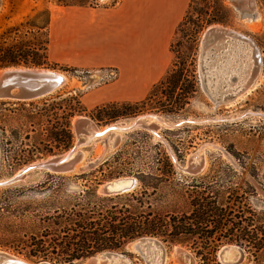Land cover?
Listing matches in <instances>:
<instances>
[{"label": "rangeland", "instance_id": "1", "mask_svg": "<svg viewBox=\"0 0 264 264\" xmlns=\"http://www.w3.org/2000/svg\"><path fill=\"white\" fill-rule=\"evenodd\" d=\"M115 1L118 0H2L0 56L7 49L16 47L27 54L26 60L29 63L39 64L7 67L53 70L65 74L68 83L41 99L0 100V182L18 176L34 163L68 151L77 140L73 122L80 117L92 120L103 129L117 122H128L139 115L158 114L167 124L160 125L158 136L143 129L127 133L111 132L97 143L80 147L79 150L84 155L77 171L68 175H56L67 177L62 182V193L59 196L66 198L76 195L87 189V186L96 187L97 194L101 195L99 188L111 179L136 178L137 171L157 170L160 168L156 163L157 155L165 154L177 173L175 182L182 183L181 187L185 191L191 189L189 185L195 184L202 187L212 185L215 189L231 188L235 190V194L230 206L235 209L250 206L263 224L264 0H190L171 45L172 65L170 64L169 70L173 68V64L186 63V67L195 72L197 88L189 104L177 115L158 112L156 103L142 105L139 102L108 104L87 111L83 96L115 81L117 76L116 79L104 80L102 78L105 71L56 67L50 62L48 23L55 13L70 6H109ZM248 21L255 22L256 28L252 29ZM214 26L249 39L261 58L259 78L254 74L239 96L238 91L232 92L230 87H236L237 74L245 64L241 60L248 43L227 36L208 39L212 43L206 46L202 56L203 35ZM230 58L235 60L233 72L228 74L226 70L225 76L219 75L221 66L218 64ZM201 60L210 92L225 99L224 103L216 104L202 91L199 80ZM7 67L0 68V71ZM160 96L159 94L158 97ZM69 124L71 140L66 139ZM115 135L119 136L116 145L113 141ZM196 154L205 160L203 171L197 175L182 172L180 167H186ZM83 173H92L93 177L88 181L74 178ZM51 175L55 174L33 171L13 185L0 187V251L33 263L58 264L56 261L30 258L29 249L24 248L21 243H12L15 238L26 239L24 235L29 231L32 221L20 215L21 208L35 206L45 199L39 189L48 182ZM139 184L136 190H139ZM159 195L171 200L168 188L161 189ZM27 215L32 218L31 214ZM130 243L120 250H106L93 256L107 252L119 253L129 256L133 264H144L140 256L128 248ZM164 245L168 253L166 264H181L178 256H175L176 247L190 253L195 264H222L218 257L221 250L227 246H236L221 245L214 255L209 256L210 260L204 263L195 257L190 247ZM243 252L242 264H264V250L259 254L245 250ZM87 259L75 264H86ZM104 264L114 263L109 261Z\"/></svg>", "mask_w": 264, "mask_h": 264}, {"label": "trees", "instance_id": "2", "mask_svg": "<svg viewBox=\"0 0 264 264\" xmlns=\"http://www.w3.org/2000/svg\"><path fill=\"white\" fill-rule=\"evenodd\" d=\"M26 58L27 54L20 49L9 48L0 56V68L39 65L29 63ZM194 73L184 62L173 64L139 103H156L158 112L179 114L196 92ZM67 128L66 139L71 140L70 124ZM157 156L160 168L135 172L139 190L123 195H98L96 187L87 186L76 195L61 198L62 182L67 177L49 176L48 182L39 189L45 199L35 206L21 208L20 215L32 221L24 235L26 239L15 238L12 243L23 244L29 249L30 258L58 264H75L98 252L120 250L130 242L147 237L169 246L190 247L195 257L204 263L223 244H235L255 254L264 250V223L261 224L250 206L245 209L230 206L235 190L195 184L185 191L182 183L175 182L177 173L169 157ZM90 177L92 173L74 176L87 181ZM163 188H168L171 200L159 195Z\"/></svg>", "mask_w": 264, "mask_h": 264}, {"label": "crops", "instance_id": "3", "mask_svg": "<svg viewBox=\"0 0 264 264\" xmlns=\"http://www.w3.org/2000/svg\"><path fill=\"white\" fill-rule=\"evenodd\" d=\"M189 2L118 0L65 8L49 21V60L56 67L117 72L115 81L83 96L87 111L140 102L172 65L171 45Z\"/></svg>", "mask_w": 264, "mask_h": 264}, {"label": "water", "instance_id": "4", "mask_svg": "<svg viewBox=\"0 0 264 264\" xmlns=\"http://www.w3.org/2000/svg\"><path fill=\"white\" fill-rule=\"evenodd\" d=\"M99 1H104V0H99ZM219 31L220 30L218 29L212 28L206 32L204 42H202V52H201L202 56L207 46L206 44H207L208 38H212V36L215 37L217 35L232 37V39H235L237 37V34L233 31L222 30L223 31L221 32L222 34H219L218 33ZM12 69H15V70H12ZM204 69L205 67L203 66V61L201 60L199 80H200V87L202 91L216 104H222L223 102L222 99L220 97L213 96L212 93L210 92L209 85L206 82L207 78L205 77ZM3 70H8V71H6L0 77V98L8 97L10 90L12 88L17 87V88H20V91L22 92H20V94L17 97H15L16 99L15 101L32 100L31 99L33 98L32 95H35V92L43 88V86H41V82H39L38 79H36V77L40 75L38 73V70H41V69H37V68L32 69V68H26V67L21 69L18 67H7ZM25 85H27L28 87L34 90L27 88V86ZM85 118L86 117H80L76 121L74 130L77 135H81L85 131V124H86ZM160 128L161 127L156 124H152V125L148 124L147 121H142L140 122V125H139V129L146 130L150 132L151 134H153L154 136H155L154 132L159 133ZM76 146H79V148L83 146L85 147L83 143V139L79 138L78 140H76L74 145L68 151H66L70 153L69 156L65 157V154H61L58 156H52V158L49 160L40 161L36 163L35 165L28 167L20 175L14 178H11L9 181L5 183H1L0 187H7L10 185H13L16 182L23 180L25 177H27L29 173L33 171H45L47 173H51L55 175H68V174L74 173L75 171H77L79 162L82 158V154L79 148H77V150L75 149ZM204 164H205V160L203 157L198 162L196 161V158L192 156L188 162V165L186 167H180V170L187 174L197 175L203 171ZM122 181H130V183L123 184ZM137 188H138V180L135 177H121V178L111 179L110 181L104 183L103 185H101L98 192L99 194L103 196L110 197V196L132 193ZM130 244H133L132 251H134L138 256H140L144 264H151V261L149 260V254H150V246L152 244L156 245L157 247L163 250V260H164V257L168 254L164 243L156 238H151V237L140 238V239H137L131 242ZM235 247L241 255L240 260L236 264H242L244 262L243 249L240 248L239 246H235ZM7 254L8 252L0 251V264H25L23 262L22 263L19 262L18 260L14 258H10ZM121 256L127 257L128 259H130L129 256L127 255L121 254ZM97 261H98L97 256H93L87 259L86 264H97ZM31 264H50V263L31 262ZM191 264H194V258L191 259Z\"/></svg>", "mask_w": 264, "mask_h": 264}, {"label": "bare ground", "instance_id": "5", "mask_svg": "<svg viewBox=\"0 0 264 264\" xmlns=\"http://www.w3.org/2000/svg\"><path fill=\"white\" fill-rule=\"evenodd\" d=\"M1 3H2V0H0V7H1ZM248 24H249V26L252 29L256 28L255 25H254L255 22L253 23L251 21H248ZM212 28L220 30L218 32L219 34H222L221 33V32H223L222 30H227V29H223L222 27H218V26L211 27L210 29H212ZM227 31H229V30H227ZM206 32L203 35L202 42H204V38L206 36ZM219 36H221V35H217L215 37L212 36V38H208V39L214 40L216 38H219ZM236 38H238L239 40H243L244 42L248 43V45L245 46V55H244V57L241 60V63H245V64H244L241 72L237 74V79L238 80L236 82V87L232 88V89L230 87V91H232V92L233 91H238L237 95L239 96V94L242 92V90H244V88H246L248 86V84L250 83V79L253 77L254 74H256L255 77H257V79L259 78L258 76L260 75L261 65L262 64H261V58L259 57V53H258L257 49L253 46L254 43H251L249 39H247L244 36L239 35V34H237ZM210 41L209 42L207 41L206 45L211 44L212 42H210ZM234 54L235 53H233V55ZM242 54H243V52H242ZM238 61H240V60H238ZM234 64H235V60L233 61L232 58H230L228 60H223V62L218 64V66H221L220 67L221 71L219 72V75L223 76L224 72L226 70L228 71L227 72L228 74L233 72L232 70L234 69ZM12 70H15V69H12ZM6 71H8V70H1L0 71V77ZM38 73L40 75L38 77H36V79H38V81L41 82V86H43V88L40 89L39 91L35 92V95H32V97H33V98H31L32 100L41 99V98L47 97L49 95H52L57 90H59L63 85L68 83V77L65 74H63V73H58L56 71L49 70V69L38 70ZM25 86H27V85H25ZM27 88H30V87L27 86ZM209 89H210V87H209ZM31 90H34V89H31ZM214 91L217 92L218 90H214ZM20 92H22V91H20V88H17V87L16 88H12L10 90V92H9V96L5 97V98H0V100H6V99H8V100L9 99L10 100H16L15 97H17L20 94ZM234 98H235V96H234ZM222 101H223L222 103H224L225 99H222ZM78 119H76V121ZM85 119H86L85 131L81 135H77L75 130H74V133L76 135L77 140L79 138L83 139V143H84L85 146H87V145H89L91 143H97L99 140L103 139L104 137H106L111 132H117V133L126 132L127 133L128 131L139 129L140 122H142V121H147V123L150 124V125H152V124H156L158 126L167 125L166 121L162 117H160V115H157V114L139 115L137 117H134V119L129 120L128 122H124V123L122 121L121 122H117V123L111 124V125L103 128V129H101L98 126H96V124L92 120L87 119V118H85ZM76 121L74 120V122H73L74 129H75ZM126 127H128V128H126ZM174 127H175V125H174ZM154 133H155V136H158L157 132H154ZM120 137H121V135H120ZM113 138H114L113 139L114 144L116 145L117 141L119 140V136L115 135ZM77 148H79V146L75 147L76 150H77ZM76 150H75V152H76ZM64 154H65V157H67V156H69L70 153L66 152ZM83 155H82V158H83ZM194 157L196 158V161H198V162H199V160H201V158H200V156L198 154H196ZM82 158H81V160H82ZM46 160H49V159H46ZM81 160H80V162H81ZM80 162H79V164H80ZM34 165H35V163H34ZM23 172H24V170L21 173H23ZM9 180L10 179L5 180L3 182H0V184L1 183H5V182H7ZM122 183L123 184H129L130 181H122ZM128 248L130 250H133L132 249L133 248V244H130L128 246ZM7 255L10 258H14V259L18 260L21 263L23 262L25 264H31V262H29L28 260H25V259H23L21 257H17L15 255H12V254H9V253ZM175 256L176 257L178 256V259L180 260L181 264H191V259L193 258L190 253H188L187 251H185L183 249H180L179 247H176V249H175ZM218 257H219V260H220V262L222 264H236L240 260L241 255H240L239 251L236 249L235 246H227V247H224L221 250V252L219 253ZM97 260H98L97 264H104V262L106 263V262H109V261H111L114 264H133L132 261L130 259H128L127 257H122L121 254L112 253V252L99 254L97 256ZM149 260L151 261V264H166L167 256H165L164 260H163V250L161 248L157 247L156 245L152 244L150 246ZM194 264H195V262H194Z\"/></svg>", "mask_w": 264, "mask_h": 264}, {"label": "built area", "instance_id": "6", "mask_svg": "<svg viewBox=\"0 0 264 264\" xmlns=\"http://www.w3.org/2000/svg\"><path fill=\"white\" fill-rule=\"evenodd\" d=\"M103 78L104 80H110V79H116V71L113 69L105 70V73H103Z\"/></svg>", "mask_w": 264, "mask_h": 264}]
</instances>
